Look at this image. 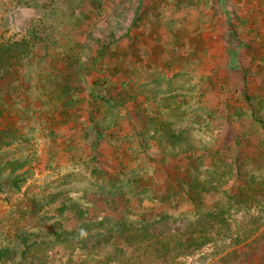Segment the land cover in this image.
Instances as JSON below:
<instances>
[{"label": "rangeland", "instance_id": "rangeland-1", "mask_svg": "<svg viewBox=\"0 0 264 264\" xmlns=\"http://www.w3.org/2000/svg\"><path fill=\"white\" fill-rule=\"evenodd\" d=\"M22 39L0 264H264V0H0Z\"/></svg>", "mask_w": 264, "mask_h": 264}, {"label": "trees", "instance_id": "trees-1", "mask_svg": "<svg viewBox=\"0 0 264 264\" xmlns=\"http://www.w3.org/2000/svg\"><path fill=\"white\" fill-rule=\"evenodd\" d=\"M49 44V40H46L43 43L44 45ZM34 44H31L30 41H27L26 39H22L20 41L15 40H3L0 41V86L5 88V91L7 94L13 93L15 91L14 87L15 85H18L21 83V75H22V64L26 62L27 60H30L32 50ZM45 53L44 55H46ZM43 59V58H42ZM45 60V59H44ZM93 61V59L91 60ZM25 82V80H23ZM29 82V81H28ZM20 92L22 91V87L19 85ZM71 91L70 86L68 85L63 87V91ZM22 94V92H21ZM23 94H27L24 90ZM62 119L57 122L59 125H61V128L64 124H68L70 122L67 114L65 112L60 113ZM183 131H186L185 129L182 131H179L178 133H182ZM103 133V132H101ZM103 135V134H102ZM101 135V136H102ZM208 150V146L204 147V151ZM211 164L209 166V170L213 172V174L219 179L224 178H231L232 176V167L227 165V154L221 153L220 151L215 150L214 154L211 156ZM224 167V168H223ZM240 173V172H239ZM237 180H240L241 176H237ZM240 182H243L241 179ZM236 183V181H234ZM253 184V181L251 184L249 183L247 186L243 187V190L241 188L236 189V191L242 193V192H248L250 190L251 185ZM242 184L239 185L241 187ZM17 183H15L14 188H17ZM262 188V183H261ZM116 224V223H115ZM110 226L111 230L116 229L120 230L122 229L123 223L121 222L120 225Z\"/></svg>", "mask_w": 264, "mask_h": 264}]
</instances>
